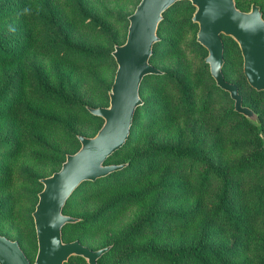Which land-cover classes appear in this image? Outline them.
Instances as JSON below:
<instances>
[{
	"label": "rangeland",
	"instance_id": "rangeland-1",
	"mask_svg": "<svg viewBox=\"0 0 264 264\" xmlns=\"http://www.w3.org/2000/svg\"><path fill=\"white\" fill-rule=\"evenodd\" d=\"M138 2L0 0V234L18 241L31 261L37 252L32 212L43 188L39 179L59 170L65 154L79 149L76 134L91 137L102 125L103 120L90 117L84 106L108 105L116 70L111 52L125 41L127 17ZM252 3L264 14V0H238L243 11ZM26 7L30 12L24 14ZM194 11L184 0L164 12L151 58L163 74L143 79L135 134L108 160L130 165L98 189L121 188L93 196L96 190L82 184L68 201L71 211L65 212L83 224L66 227L65 240L81 237L84 245L99 249L138 226L139 246H187L200 237L207 220L196 212L213 205L218 196L221 182L215 170L233 180L240 207L251 208L256 202V191L264 183V168L258 163L264 156V91L248 85L237 43L223 36L224 76L238 85L244 104L260 113L263 132L258 135L210 76L204 61L207 51L195 40ZM75 48L92 53L80 55ZM162 146L202 156L178 160L156 151ZM240 174L243 179H238ZM203 175L209 177L202 185ZM116 195L126 197L113 202L123 203V212L107 228L88 232L87 219L113 206ZM189 211L196 213L193 227L176 230L175 215ZM262 214L264 219V209ZM235 237L241 239L224 231L220 239L227 243ZM253 242L251 252L262 264L264 232H254ZM124 259L123 247L116 246L101 264H124Z\"/></svg>",
	"mask_w": 264,
	"mask_h": 264
},
{
	"label": "water",
	"instance_id": "water-1",
	"mask_svg": "<svg viewBox=\"0 0 264 264\" xmlns=\"http://www.w3.org/2000/svg\"><path fill=\"white\" fill-rule=\"evenodd\" d=\"M179 1L183 0H140L128 15L126 39L111 52L116 70L108 92L109 103L87 106L89 113L103 120L102 125L91 137L78 135L79 149L66 154L59 170L40 179L43 188L32 212L37 239L33 262L18 241L0 234V264H65L72 256L84 258L87 264H99L98 259L109 246L94 250L79 240L64 241L62 227L79 218L64 214L63 207L83 182L95 181L125 166L105 162L129 136L135 110L142 104L139 88L143 78L161 73L150 63V57L159 40L157 29L163 13ZM187 1L195 7L191 19L198 26L196 41L207 51L205 62L216 86L229 94L236 112L258 122L257 114L243 105L237 85L223 75L222 36L237 43L248 85L264 91V18L260 6L253 3L249 11H243L236 0Z\"/></svg>",
	"mask_w": 264,
	"mask_h": 264
},
{
	"label": "trees",
	"instance_id": "trees-1",
	"mask_svg": "<svg viewBox=\"0 0 264 264\" xmlns=\"http://www.w3.org/2000/svg\"><path fill=\"white\" fill-rule=\"evenodd\" d=\"M254 4H256V3H254ZM238 5H239L238 0H236V6L239 9H241ZM260 8L262 10L261 6H260ZM161 21H160V23H161ZM160 23L158 25L157 35H158ZM158 37H159V35H158ZM224 37H227V36H224ZM222 39H223V36H222ZM158 42H159V40L153 46V53L150 57V63L151 64H152L151 58L154 54V47ZM115 45H119V44H115ZM199 45L201 47H203L201 44H199ZM114 46H113V49H114ZM223 46H224L223 58H224V55H225L224 39H223ZM82 49H85V48H75V50L77 52H81V54L79 53L80 55H87V54L92 53L91 51H88L87 49L83 50V51H82ZM86 51H88V52L85 53ZM204 61H205V58H204ZM160 71H161V73L156 74V76L163 74V71L162 70H160ZM222 72H223V67H222ZM209 74H210V72H209ZM223 75H224V73H223ZM141 84H142V82H141ZM237 87H238V85H237ZM238 90H239V87H238ZM239 93H240V91H239ZM139 94H140V88H139ZM58 97L63 98L64 96L62 93H60V95H58ZM243 105H245L244 102H243ZM87 106H89V105L84 106V108L86 109L85 112H87V114L90 117H96L97 118V116H94L91 113H89V111L87 110ZM245 106H248V105H245ZM90 107H92V106H90ZM248 107H250V106H248ZM138 108L139 107H137L135 110L133 122H132V125L130 128V133H129V136H128L126 142L112 156H114L118 151H120L123 147H125L127 145V143L129 142V140L135 134V132H133V129H135V126H136L135 121H136V113H137ZM251 109L257 114L258 122H253V121L247 119L242 114L236 112L234 110V107H233V110L236 113H238L239 115H241L244 118V121L249 126L255 127L258 135L259 134L261 135L263 132L262 117H261L259 112H257L253 108H251ZM98 118H100V117H98ZM78 135L76 134V137ZM138 135H139V133H138ZM260 141H261V143H264L263 139H260ZM156 151H159L162 154L168 155L171 158H175L178 160L186 159L188 157L201 158V156H202L197 151H193L192 153H190V149H187V148L162 146V147H159ZM65 156H66V154H65ZM112 156H110L109 158H111ZM135 157H136V155L130 156V160H134ZM109 158L106 160V162H105L106 164H110V163H108ZM259 158L260 159H258V163L261 164L264 168V156H261ZM64 160H65V158H64ZM123 163H125V166L122 169L114 171V172L108 174L107 176L98 178L95 181H92V182L86 181V182H83L82 184L88 183L89 185H91L96 190V192H94L93 196H95L98 193L100 195H103V193L105 194L106 191L121 188V187L115 186V187H112L110 189H105V188L104 189H98L100 187L99 185L103 181H106L110 177L115 176L119 172L125 170L130 165V161L123 162ZM117 164H119V163H117ZM263 171H264V169H263ZM215 173H216V176L220 179L221 187H220L218 196H216V199H215L213 205L206 207L204 210L199 208L200 212H196L197 214L195 213L197 217H201V215H205L207 217V220L201 226L200 237L198 239H196L195 241H193V243H190L187 246H179V247H173V248H159V247L157 248V247H154L151 245L139 246V244L142 242L141 241L142 240V234H140L139 227L136 226L131 231H129L128 233L123 234L122 237L119 238V240H115L114 242H111L110 244L103 246V247L109 246V249L98 259V263L101 264V260L103 259V257L105 258V256L108 255L113 250L114 247L121 246V247H123L124 252H125L124 264H152L151 263L152 260L157 261L158 264H257L258 258L254 253L251 252V250H254V247H255V243L253 242L254 232H262V231L264 232V219H263V214H262L263 209H264V183H263L261 189L256 191L257 200L254 203L253 207H251V208L240 207V205H238V203L236 201L237 190L236 191L234 190L235 187L233 186V180L229 177V175L225 171L215 170ZM207 177H209V175L208 176L203 175L200 178V183L202 185L205 184L204 180H206ZM243 178L244 177L240 174V177L238 179H243ZM160 180L163 181L162 179H160ZM263 181H264V172H263ZM122 187H123V185H122ZM77 189L67 199V201L63 207V213L64 214H66L65 210L71 211V206L68 203V201L73 196H75V192L77 191ZM236 189H237V187H236ZM118 196L119 195H116L114 198H117ZM121 197L123 199L126 198L124 196H119L115 200L113 198L111 200L112 202L110 204H113V202H117V201L121 202L122 201ZM121 204H123V203H118V204L114 203L113 206H111V207L106 205L107 207L105 206V209H100L96 213L92 214L91 215L92 217L87 219V221H88L87 231L88 232H90V231L91 232H97V231H100V230L107 228L113 221H115V219H117L119 217V214L121 212H123L124 208L121 206ZM67 215L77 217L76 215H73V214H67ZM194 215L190 211L186 212L184 214H178V215L176 214L175 218L178 221L176 230H179V229L183 230V229H188V228L191 229L194 225V222L197 220V217L193 220ZM77 218H79V217H77ZM81 224H83V223H82V221H80V218H79L78 222H76V223H69V224L64 225L62 227V238H63V240L64 241L79 240L80 243H82L81 237H75V238L72 237V238H69L68 240L64 239V236H65L64 235V229L66 227H79ZM224 231H226L227 233H232L233 236L235 234H238L241 236V239L235 237L232 241L230 240V242L226 243L224 240L220 239L223 237ZM163 235H166V234H163ZM82 244H84V243H82ZM72 260H76L80 264H87L86 260L80 256L70 257L65 264H71ZM31 262H33V261H31ZM262 264H264V258H262Z\"/></svg>",
	"mask_w": 264,
	"mask_h": 264
},
{
	"label": "clouds",
	"instance_id": "clouds-1",
	"mask_svg": "<svg viewBox=\"0 0 264 264\" xmlns=\"http://www.w3.org/2000/svg\"><path fill=\"white\" fill-rule=\"evenodd\" d=\"M29 12H30V8H27V7H26V8L23 10V13H24V14H27V13H29Z\"/></svg>",
	"mask_w": 264,
	"mask_h": 264
},
{
	"label": "flooded vegetation",
	"instance_id": "flooded-vegetation-1",
	"mask_svg": "<svg viewBox=\"0 0 264 264\" xmlns=\"http://www.w3.org/2000/svg\"><path fill=\"white\" fill-rule=\"evenodd\" d=\"M249 11V10H248ZM262 16H263V18H264V14H263V11H262ZM223 50H224V47H223Z\"/></svg>",
	"mask_w": 264,
	"mask_h": 264
}]
</instances>
